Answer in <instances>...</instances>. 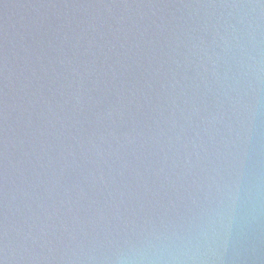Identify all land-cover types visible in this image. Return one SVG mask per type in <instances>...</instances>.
I'll list each match as a JSON object with an SVG mask.
<instances>
[{
  "label": "water",
  "instance_id": "95a60500",
  "mask_svg": "<svg viewBox=\"0 0 264 264\" xmlns=\"http://www.w3.org/2000/svg\"><path fill=\"white\" fill-rule=\"evenodd\" d=\"M0 264H264V0H0Z\"/></svg>",
  "mask_w": 264,
  "mask_h": 264
}]
</instances>
